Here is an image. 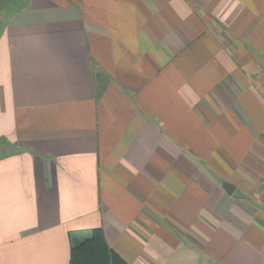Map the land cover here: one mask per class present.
Returning <instances> with one entry per match:
<instances>
[{
    "label": "crops",
    "instance_id": "1",
    "mask_svg": "<svg viewBox=\"0 0 264 264\" xmlns=\"http://www.w3.org/2000/svg\"><path fill=\"white\" fill-rule=\"evenodd\" d=\"M264 264V0H0V264Z\"/></svg>",
    "mask_w": 264,
    "mask_h": 264
},
{
    "label": "trees",
    "instance_id": "2",
    "mask_svg": "<svg viewBox=\"0 0 264 264\" xmlns=\"http://www.w3.org/2000/svg\"><path fill=\"white\" fill-rule=\"evenodd\" d=\"M69 264H127L106 244L100 229L93 230L90 238L73 246Z\"/></svg>",
    "mask_w": 264,
    "mask_h": 264
}]
</instances>
